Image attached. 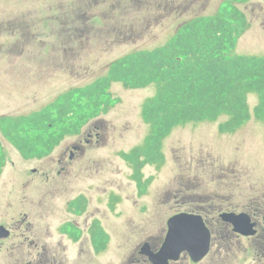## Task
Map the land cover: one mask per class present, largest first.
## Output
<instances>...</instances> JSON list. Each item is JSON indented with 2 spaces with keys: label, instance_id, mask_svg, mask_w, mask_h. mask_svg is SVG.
I'll return each instance as SVG.
<instances>
[{
  "label": "flooded vegetation",
  "instance_id": "flooded-vegetation-1",
  "mask_svg": "<svg viewBox=\"0 0 264 264\" xmlns=\"http://www.w3.org/2000/svg\"><path fill=\"white\" fill-rule=\"evenodd\" d=\"M55 1L47 7L50 12ZM113 1L127 16L131 5L141 1L147 5L150 0ZM36 4L37 0H0V71L28 73L37 51L48 48L50 53H66L69 47H77L73 43L78 36L80 42L95 36L111 48L118 42L127 43V35H137L129 27H121L119 32L111 27L105 32L102 28L106 25L87 27L86 21L81 30L69 22L60 35L55 24L44 29ZM105 4L114 11L115 4L98 0L95 5L87 3L88 13ZM69 59L70 55L54 59V64L60 62L63 67ZM71 139L75 141L58 162L59 174L65 175L63 182L69 188L70 177L77 171L92 172V183L72 191L75 196L66 202V217L59 224L52 223L46 200L32 201L33 214L19 205L0 202V264H244L243 256L251 264H264V185H242L250 190L229 193V187L239 184H209L212 172L200 168L174 169L164 175L165 182L163 175L147 174L145 167L136 170L124 160L130 167L127 173L116 175L115 170H108V175H102L94 162L86 159L88 152L100 145L99 128L89 122ZM50 156L23 159L42 162ZM196 175L205 178L200 181ZM176 216L190 222L178 227L179 235L200 237L203 246L208 242L204 257L196 259L192 249L183 250L176 260L157 259L169 222ZM117 239L124 242L120 247Z\"/></svg>",
  "mask_w": 264,
  "mask_h": 264
},
{
  "label": "rangeland",
  "instance_id": "rangeland-1",
  "mask_svg": "<svg viewBox=\"0 0 264 264\" xmlns=\"http://www.w3.org/2000/svg\"><path fill=\"white\" fill-rule=\"evenodd\" d=\"M52 1L37 0V14L44 29L55 24L59 26L60 35L69 22L81 30L80 25L89 20V15L94 12L88 13L87 3H98V0H56L50 12L47 7ZM168 1L171 2L167 3ZM106 2L115 4L114 11L110 14L105 4L94 12L96 20L87 27L106 25L102 28L105 32L112 28L119 32L123 30L121 27H129L136 30L138 36L127 35V43H117L111 49H106L105 45L104 48L95 36L86 42H80L78 36L73 43L77 47H69L66 53H50L48 48L37 51V60L29 65L31 71L28 73L26 70L0 71V120L3 117L14 120L43 110L62 96L82 90L80 87L88 86L106 75L109 66L116 59L131 53L151 51L166 44L175 34L180 22L198 18L197 16L210 18L217 13L224 14L229 4L244 13L249 28L244 34L239 33V38L232 48L225 51V56L264 57V0H150L147 6L146 1H141L139 5H131L130 2L131 8L126 11L129 13L127 16H123L120 4L117 5L113 0ZM57 4L59 9L56 8ZM116 8L121 10L120 13ZM99 13L104 16L110 14L109 17L113 15L114 21L101 24ZM178 13L185 17H176ZM150 24L153 25L151 30ZM144 27L147 32L140 35V29ZM73 53L75 55L69 61L71 64L67 73L62 63L54 64V59H65ZM52 72H56V76L49 80ZM155 93V86L142 90L126 89L118 83L111 86L109 97L113 101L112 108L107 114L92 121L99 128L100 145L90 150L87 158L85 157L94 162V168L100 169L102 175H108V170H115L117 175L127 173L130 169L124 164L121 154H128L142 146L149 135L150 127L144 123L141 110L144 102ZM248 101L252 118L233 134L220 131V124L228 121L225 116L220 117L217 122L178 127L164 141V166L156 169L157 171L148 167L146 173L156 174L158 177L163 175L166 182L164 175L171 174L174 169H205L212 172V177L208 178L209 184L223 187L239 184L229 187V193L250 190V187L242 185H264V124L254 115V109L260 100L258 95L250 94ZM1 128L0 121V153L4 156L3 161L0 160L3 163L0 171V202L19 205L33 214L32 201L46 200L51 209L52 223L59 224L66 217V202L75 196L72 191L76 192L78 187H88L92 183V172L77 171L70 177V185L75 187L69 188L63 182L65 175L59 174L61 166L58 162L67 155L75 139L65 141L45 161H25L11 142L1 135ZM195 178L202 181L205 177L196 175ZM122 243L124 242L117 239L118 247ZM243 263L251 264L252 261L243 256Z\"/></svg>",
  "mask_w": 264,
  "mask_h": 264
},
{
  "label": "trees",
  "instance_id": "trees-1",
  "mask_svg": "<svg viewBox=\"0 0 264 264\" xmlns=\"http://www.w3.org/2000/svg\"><path fill=\"white\" fill-rule=\"evenodd\" d=\"M197 17L182 22L173 40L165 46L113 62L106 77L68 93L63 109L72 107L77 95L78 103L88 99L95 106L93 117L112 83L120 82L133 89L155 84L156 95L143 107L145 120L155 127L153 140L156 136L163 138L172 127L215 121L222 115H228L230 121L221 131L234 132L251 118L247 99L252 93L260 100L255 116L264 123V58L225 56V51L233 47L239 33L246 29L244 13L229 4L224 14ZM109 105L107 101L105 111ZM47 119L51 120L45 116L29 121L42 124ZM9 126L4 127L6 133L18 131V126L14 131ZM136 153L141 155L143 151L139 149Z\"/></svg>",
  "mask_w": 264,
  "mask_h": 264
},
{
  "label": "water",
  "instance_id": "water-1",
  "mask_svg": "<svg viewBox=\"0 0 264 264\" xmlns=\"http://www.w3.org/2000/svg\"><path fill=\"white\" fill-rule=\"evenodd\" d=\"M174 229H176V228H174ZM175 236H177L176 233L173 236L174 238L166 246L165 251L161 255V257H164L165 259L174 257V255L172 253L175 251V248L173 247L174 241L176 239ZM180 239H181L183 245H185V246H183L184 249H192V245H190V240L186 236H182V237H180Z\"/></svg>",
  "mask_w": 264,
  "mask_h": 264
}]
</instances>
